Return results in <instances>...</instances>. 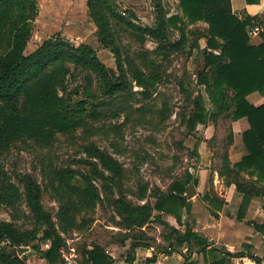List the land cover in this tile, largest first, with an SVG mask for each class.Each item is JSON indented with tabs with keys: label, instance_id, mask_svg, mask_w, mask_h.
I'll return each instance as SVG.
<instances>
[{
	"label": "trees",
	"instance_id": "obj_1",
	"mask_svg": "<svg viewBox=\"0 0 264 264\" xmlns=\"http://www.w3.org/2000/svg\"><path fill=\"white\" fill-rule=\"evenodd\" d=\"M152 1L157 10L155 25L143 26L136 22L137 13L130 8L122 9L118 0H87L88 16L96 24V33L102 45L110 46L117 56V73L99 58L91 44L73 43L61 32L48 36L27 53L26 48L39 15L38 0H0V152L21 139L49 145L58 133L85 126L88 117H96L94 109L89 111L86 99L71 102L60 93L73 72L83 74L89 80L95 77L98 87L106 96L127 90L131 82L120 55L121 38L125 32L142 46L147 37L157 39L156 50L163 55V59L169 56L171 50L181 49L187 40L185 18L179 14L167 15L163 0ZM254 1L247 0L248 3ZM180 5L189 23H208L205 62L197 74V82L204 87L214 107L210 111L203 93L199 91L194 99L195 108L186 119L188 128L194 131L199 123H216L220 113L230 110L232 119L247 117L250 123V127L242 134L247 152L241 160L232 163L226 149L219 170V175L224 176L226 183H234L244 195L238 214V218L242 219L250 199L254 195H262L264 187H260L261 180H264V103L256 105L247 99L253 91L264 94V38L261 43L254 44L248 32L253 23L261 24L264 28V12L260 16L248 13L240 16L233 11L232 0H180ZM169 27L179 32V37L173 42L169 39ZM151 63L154 61L151 60ZM135 80L145 90L158 81L155 73L147 76L142 71L136 73ZM228 130L227 142L232 140L233 135L232 127ZM85 150L96 159L82 160L89 165L95 178L116 181L123 175L122 163L107 151L92 143L85 145ZM69 181L67 178L73 197L62 205L59 213L64 231L75 225L73 211L84 208L79 200L94 207L100 198L98 188L92 181L84 187L75 186ZM210 182L213 183L212 178ZM197 183L198 177L188 174L175 180L168 194L157 192L153 205L135 206L122 196L115 198L113 205L129 227L146 224L154 210L170 213L182 223L183 211L190 213L192 209V201L186 195L187 187ZM22 184V191L14 184H0V203L12 205L23 197L31 213L33 227L22 229L10 220L0 221V263L27 264L21 257L2 251L30 245L38 239L42 230L40 239L50 240V246L47 249L36 243H32V246L46 259L47 264H67L61 251L65 238L51 211L43 204L41 184L30 173L24 174ZM204 197L209 198L210 194ZM222 204L220 200V204L214 205V208H221ZM250 223L264 234V222ZM191 238H195L201 246L199 251L210 247L212 253L216 250L222 252L221 257L213 254L207 264H227V257L245 254L219 248L187 224L186 234L181 235L178 242L182 244L189 241L191 244ZM3 241H7L4 246ZM248 256L264 264V258L253 253ZM83 257L86 264L110 263L109 254L100 245L86 248ZM153 260L155 256L148 259Z\"/></svg>",
	"mask_w": 264,
	"mask_h": 264
},
{
	"label": "rangeland",
	"instance_id": "obj_2",
	"mask_svg": "<svg viewBox=\"0 0 264 264\" xmlns=\"http://www.w3.org/2000/svg\"><path fill=\"white\" fill-rule=\"evenodd\" d=\"M118 1L122 9L130 8L137 13L138 24L155 25L157 10L152 0ZM38 2L43 7V0ZM163 4L167 15L179 14L185 18L187 40L181 49L171 50L169 56L163 59V55L156 50L159 42L157 39L147 37L145 45L142 46L125 32L121 38L120 55L124 59L131 82L127 90L106 96L98 87L95 77L92 76L93 79L89 80L83 74L73 72L68 76L66 87L61 88L60 93L71 102L86 99L89 111L94 109L96 117H88L85 126L58 133L49 145L21 139L0 152L1 185L14 184L22 191V177L26 173L32 174L41 184L43 204L51 211L65 238V250L75 254L73 260L67 264H86L83 251L90 245L106 248L115 243L116 249L123 256L128 252L127 247L132 243H140L141 239L156 243L159 250L168 249L169 246L173 249L172 245H177L178 241L168 243L167 236L175 235V231L183 235L186 225H191L194 221L191 212L188 213L187 210L183 211L182 223L170 213L158 214L159 211L154 210L146 224L129 227L113 205V200L119 196L135 206L153 205L157 192L168 194L172 183L178 178L188 174L196 176L199 163L196 145L205 134L207 125L199 123L191 131L186 119L195 108L194 99L199 91L203 93L210 111L214 109L204 87L197 82V74L205 62L208 23H189L180 0H163ZM56 8L59 10L57 14L44 8L46 12L35 21L33 36L26 52L35 49L48 35L61 32L73 43L91 44L97 50L99 58L119 73L117 56L110 46L102 45L96 33V24L90 20L87 8L85 13H74L64 4L56 5ZM46 24H49V29ZM178 37V30L169 27L170 41L173 42ZM140 71L147 76L155 73L158 81L145 90L136 84L135 75ZM232 117L231 110L223 111L217 116V121L221 119V125H215L211 146H218L219 134L221 137L225 134L222 140L228 141L227 133ZM89 143L99 146L122 163L124 173L120 178L116 181L95 178L89 165L82 162L87 159L96 160L85 150V145ZM211 165L212 170L218 168L219 173L220 160L218 162L213 158ZM99 169L103 170L101 167ZM67 178L71 184L80 187L92 181L98 188L100 198L94 207L79 200L84 208L73 211L75 225L64 231L59 213L62 205L73 197L66 182ZM214 179L215 177V186ZM261 186H264V182H260ZM262 189L264 196V187ZM211 191L210 197L218 195L214 187H211ZM194 197L195 194L192 199ZM1 220H10L22 229L33 227V219L23 197L12 205L0 203ZM42 234L40 230L38 239L26 245L28 250L21 253L20 257L27 264H40L41 259H45L32 246V243L41 245L43 249L50 246V240L40 239ZM158 238L166 240V243L157 244ZM190 252L192 248L188 250V254ZM128 254L131 255L129 252ZM202 256L198 262L204 261Z\"/></svg>",
	"mask_w": 264,
	"mask_h": 264
},
{
	"label": "crops",
	"instance_id": "obj_3",
	"mask_svg": "<svg viewBox=\"0 0 264 264\" xmlns=\"http://www.w3.org/2000/svg\"><path fill=\"white\" fill-rule=\"evenodd\" d=\"M41 3H43V7L39 3L40 10L36 22L42 13L46 12V9L49 12L57 14L59 10L56 8V5L64 4L74 13H85L87 8V0H43ZM232 6L233 11L240 16L246 13L260 16L264 12V0H255L251 3H248L247 0H232ZM45 26H48L47 29H49V24ZM263 38L264 35L260 32L252 36L251 41L254 44H259L263 41ZM247 99L259 105L264 103V94L260 91H253L247 96ZM220 122L221 119H218L216 123L209 122L205 124L207 125L205 134L197 145L199 163L196 176L198 177V183L195 185V197L193 199L192 197H188L192 201L191 215L194 218L192 224L189 225L193 231L213 242L219 248H224L231 252L245 253L243 256L227 257L229 259L227 264H259L248 255L249 253H253L264 258V234L258 231L250 222L259 224L264 222V196L254 195L248 202L244 217L239 219L238 214L243 201V193L236 188L234 183L227 184L224 176L219 175L218 168L212 170L211 167L213 158L218 162L220 160V166H222L223 155L226 149L228 150V157L232 163L241 160L242 156L247 152L243 143L242 134L250 127V123L247 117L233 119L229 124L233 132L232 140L224 142L222 139L225 134L223 137L219 134L217 135L218 146H211V139L216 130L215 125H221ZM224 132L226 133V131ZM222 141L221 151H219V146ZM213 177H215V186L210 182V178L213 180ZM261 182H264V180H261ZM211 187L216 189L218 195L215 198H205L204 196L206 194H210ZM220 200L223 201L221 208H212V205H219ZM174 233L176 234L171 237L167 236V239H169L168 243H174L181 237L176 231ZM185 234L186 232H183L182 236ZM141 240L140 243H136L137 245L134 248L132 247L133 243L127 247L128 252L131 253L129 256L127 252L128 257L127 254L123 256V253L116 249L117 245L115 243L106 246L105 251L110 256V263L107 264H182L184 262L207 264L212 259L213 254L219 257L223 255L220 250L212 253L210 247L205 251H199L201 246L195 238H191V244H189V241H185L182 244L178 242L177 245H172L173 249L169 246V250L165 248L159 250L156 243H151L152 241L147 239ZM157 240V244L166 243V240L162 238H158ZM92 247L93 245H90L89 248ZM191 248L192 252L188 254V250L190 251ZM200 254L204 257L203 262H198L199 258H201ZM154 256L155 260L148 261L149 258ZM44 260L41 259L40 264H47L46 259Z\"/></svg>",
	"mask_w": 264,
	"mask_h": 264
},
{
	"label": "built area",
	"instance_id": "obj_4",
	"mask_svg": "<svg viewBox=\"0 0 264 264\" xmlns=\"http://www.w3.org/2000/svg\"><path fill=\"white\" fill-rule=\"evenodd\" d=\"M263 26L261 24H258V23H253L249 29H248V32L250 34V36H254V35H257L259 34L260 32L263 31ZM7 244V241H3L2 242V245H6ZM61 251H62V255L63 257L66 259V262H71L75 256V254L73 252H67L65 250V247H62L61 248Z\"/></svg>",
	"mask_w": 264,
	"mask_h": 264
},
{
	"label": "water",
	"instance_id": "obj_5",
	"mask_svg": "<svg viewBox=\"0 0 264 264\" xmlns=\"http://www.w3.org/2000/svg\"><path fill=\"white\" fill-rule=\"evenodd\" d=\"M196 193V187L194 184H190L187 187V196L190 198ZM28 250L27 246H19V247H14L13 249L9 251H2L7 253L8 255L15 256V257H20L21 253L25 252ZM1 252V250H0Z\"/></svg>",
	"mask_w": 264,
	"mask_h": 264
}]
</instances>
